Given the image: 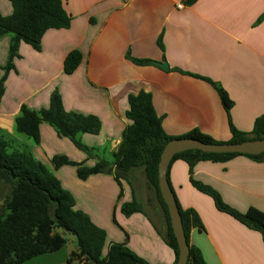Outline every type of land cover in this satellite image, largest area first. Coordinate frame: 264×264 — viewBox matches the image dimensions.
Wrapping results in <instances>:
<instances>
[{"label":"crops","instance_id":"1","mask_svg":"<svg viewBox=\"0 0 264 264\" xmlns=\"http://www.w3.org/2000/svg\"><path fill=\"white\" fill-rule=\"evenodd\" d=\"M65 8L73 18L69 29L49 30L41 51L20 44L0 102V134L9 153H29L46 166L73 195L75 209L107 232L104 256L112 244H126L150 264H175V252L158 223L156 229L142 214L127 217L121 210V204L134 196L144 204L131 182L128 187L125 182L120 200L115 180L114 154L131 124L126 116L129 97L151 93L164 130L173 137L197 130L228 143L233 138L231 123L252 133L256 120L264 115V0H198L191 6L184 0H67ZM13 12L10 0H0V15L9 17ZM161 36L164 50L158 44ZM13 39V34L0 39V83ZM75 50L82 53V63L68 75L65 60ZM129 55L153 64L140 66ZM164 62L169 70L157 65ZM204 79L214 82L225 100ZM56 90L66 111L101 120L100 134L77 136L91 152L78 149L46 122L40 125L38 144L18 132L22 106L36 112L48 109ZM228 103H232L229 115ZM56 157L87 167L107 161L110 171L81 180L78 167L57 168ZM191 177L214 188L242 213L253 208L264 213V162L245 156L203 161L192 175L181 160L170 168L178 201L184 209H194L205 227L204 232L192 231L191 244L202 251L207 263L264 264V236L219 211L210 197L192 186ZM9 193L0 182V206ZM71 237L75 247L67 242L59 251L23 264H68L78 248Z\"/></svg>","mask_w":264,"mask_h":264},{"label":"trees","instance_id":"2","mask_svg":"<svg viewBox=\"0 0 264 264\" xmlns=\"http://www.w3.org/2000/svg\"><path fill=\"white\" fill-rule=\"evenodd\" d=\"M67 0H10L14 8L11 16L0 15V39L13 34L8 65L4 68L6 76L0 83V102L5 94V82L8 73L15 69L14 61L19 57L20 44L25 42L34 50L41 51L42 40L49 30L69 29L73 18L67 12ZM198 0H184L188 6ZM158 44L164 50L163 36ZM140 66L152 65V61L138 60L128 56ZM80 51L71 52L65 60V72L72 75L82 63ZM212 84L225 97L221 89L211 80ZM232 103L226 104L229 115ZM131 124L123 134V141L114 154L115 178L121 187L120 200L124 196L121 180L130 185L128 175L135 169H144L146 177L155 188L162 209L165 213L168 230L165 240L174 250L175 264L179 260V246L170 221L168 206L163 200L159 188V165L161 156L169 142L178 138H194L205 143H221L200 131H192L181 137H173L163 128V118L158 115L151 93L141 91L129 97V109L126 114ZM46 122L53 126L60 136L70 139L75 146L84 151L91 149L83 145L77 136L80 133L98 135L102 130L101 120L93 115L85 116L66 111L62 95L58 90L51 96L50 107L41 111H32L22 106V115L17 118V130L40 143V125ZM233 138L228 143H240L252 139H264V115L256 120L252 133H244L231 123ZM238 156L248 157L256 162H264V154L253 155H213L199 151H189L175 156L176 161H184L192 175L194 167L203 161L225 162ZM57 168L63 165L78 167V176L87 180L90 176L107 173L110 163L101 161L94 167L73 163L66 157L54 159ZM170 166V168H171ZM170 181V169L168 173ZM0 182L10 189L0 206V264H23L41 255L54 253L62 249L68 242L67 237L58 231H66L73 236L78 244L77 250L68 257V264H150L134 253L126 244H112L104 256L107 234L98 227L89 215L75 209L73 195L63 188L59 179L41 162L26 152H8V143L0 134ZM192 186L202 194L210 197L216 208L227 213L248 228L264 236V213L251 209L242 213L227 204L221 194L211 186L205 185L191 177ZM171 185V183H170ZM173 189V188H172ZM175 193V192H174ZM176 195V194H175ZM177 198V197H176ZM185 233L190 245L189 264H208L202 251L191 244L193 230L204 232L205 227L199 214L194 209H184L178 201ZM127 217L143 213V205L134 196L129 203L121 207Z\"/></svg>","mask_w":264,"mask_h":264},{"label":"water","instance_id":"3","mask_svg":"<svg viewBox=\"0 0 264 264\" xmlns=\"http://www.w3.org/2000/svg\"><path fill=\"white\" fill-rule=\"evenodd\" d=\"M157 65L165 70H169L167 62L157 63ZM189 151H199L203 154L213 155L258 156L264 154V139H252L240 143L209 144L194 138H178L168 143L162 153L159 165V188L163 200L168 206L171 225L179 246V260L177 264H189L190 245L185 233L177 198L170 185L168 173L175 156Z\"/></svg>","mask_w":264,"mask_h":264},{"label":"rangeland","instance_id":"4","mask_svg":"<svg viewBox=\"0 0 264 264\" xmlns=\"http://www.w3.org/2000/svg\"><path fill=\"white\" fill-rule=\"evenodd\" d=\"M128 179L129 180L131 179L130 182H131L132 186L135 187V189H136L137 193L139 194L141 200L144 202L143 210H144V208H145V210L143 213H140V214L147 217L152 222V224L154 225V227L156 229H159L158 228V225H159L160 230L162 231V234H164V236L167 237L168 223H167L165 213H164L162 206H161V203L158 199L156 190L154 187H152L150 185V183L146 177V174L144 172V169L135 170V172H133V174L128 175L127 180ZM115 180H116V178H115ZM116 182H117V180H116ZM125 182H126V185L128 187V182L124 179L121 180L123 188H124ZM118 185H119V183H118ZM120 192H121V187H120ZM124 203H129V202H124ZM124 203L121 204V207ZM155 222H157L158 225ZM67 238L69 239L68 245L70 247H73V245H74L72 243L73 238L70 235H68ZM74 247H75V245H74Z\"/></svg>","mask_w":264,"mask_h":264},{"label":"built area","instance_id":"5","mask_svg":"<svg viewBox=\"0 0 264 264\" xmlns=\"http://www.w3.org/2000/svg\"><path fill=\"white\" fill-rule=\"evenodd\" d=\"M184 6H185L184 4H180V5H178V8H179V9H183Z\"/></svg>","mask_w":264,"mask_h":264}]
</instances>
